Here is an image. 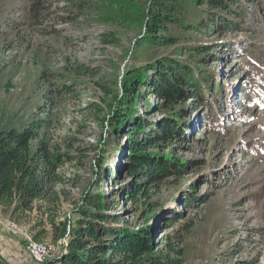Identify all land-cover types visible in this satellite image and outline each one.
Instances as JSON below:
<instances>
[{
    "label": "rangeland",
    "instance_id": "1",
    "mask_svg": "<svg viewBox=\"0 0 264 264\" xmlns=\"http://www.w3.org/2000/svg\"><path fill=\"white\" fill-rule=\"evenodd\" d=\"M32 1L0 0V132L44 122L32 150L43 144L61 156L62 181L54 205L37 201L19 220L0 211V264H37L27 250L35 241L51 246L44 264H60L74 231L85 228L88 199L104 206L97 212L109 217L107 228L150 224L155 254L166 255L172 241L183 248L184 264H264V58L249 53L264 44L256 2L232 6L235 15L220 9L236 22L246 19L248 29L203 34L178 26V43L158 47L145 40L154 0H81L85 11L71 0H45V15L36 18ZM172 3L190 26L208 18L195 0ZM203 45L211 52L189 49ZM166 57L199 60L222 95L215 102L191 95L175 106L183 110L185 136L148 152L156 160L177 157L187 170L151 183L129 171V121L146 120L148 132L149 122L159 127L175 113L151 90L156 72H144ZM140 80L146 82L136 93ZM217 108L214 125L208 117ZM123 113L127 127L116 125ZM139 184L142 194L130 197Z\"/></svg>",
    "mask_w": 264,
    "mask_h": 264
},
{
    "label": "trees",
    "instance_id": "2",
    "mask_svg": "<svg viewBox=\"0 0 264 264\" xmlns=\"http://www.w3.org/2000/svg\"><path fill=\"white\" fill-rule=\"evenodd\" d=\"M172 1L174 0H154L146 23L145 40L149 44L158 47L176 45L179 39L173 36V31L178 26L183 30L197 29L203 34L207 29L214 32L219 27L235 29L239 26L242 29H248L246 19L236 22L222 11L229 9L235 15L236 11L232 6H240L241 3L249 4L251 1H255L258 8L255 19L264 21V15H262L264 0H195L197 5L204 8L203 13L207 14L208 18L202 24L190 26L189 23L178 20L177 8ZM71 2L80 11H85L81 0H71ZM44 3H46L45 0L32 1V17L45 15L42 10L45 9ZM189 49L198 50L199 53H209L212 47L203 45L189 47ZM249 53L256 59L264 58V44L250 48ZM190 63L166 57L144 70V72L147 70L156 72L157 78L150 83L151 90L167 103L169 110H175V113L173 112V115L159 126L160 128L149 122L151 130L148 132L144 131L146 120H141L136 115L130 119L128 168L131 175L137 179L144 177L154 183L161 178L181 176L187 170L185 162L173 156L159 157L156 160L154 154L148 152L149 149L152 146H171L174 140H181L185 136L187 129L183 124V110H176L175 106L187 96H197L199 102L206 101L209 95H212L214 102L221 99L219 96L222 95V90L218 85L211 83L210 74L206 73L208 70L199 65V60ZM248 67L253 73H257L255 65L248 62ZM259 73L261 75V72ZM197 74H201L203 78L199 79ZM134 75L135 73H132L128 78ZM143 82L146 81L135 82L132 89L137 93ZM201 87L205 89H200ZM62 90L69 91L68 88ZM127 117L126 113L118 116L116 125L122 124V127H127L123 123ZM208 118L214 125H219L218 108L212 111ZM44 126V122L37 121L23 132L18 130L0 132V211L10 213L15 220L33 211V205L37 201L54 205L59 200L55 187L62 181L58 176V170L63 164L61 156L51 155L48 147L43 144L39 146L37 152L32 150V142L41 138L40 131ZM140 133L142 138L138 139ZM128 194L132 198L142 194L140 184L132 188ZM102 209L104 206L99 200L88 199L87 204L81 209L85 217V228L74 231L75 239L71 242L68 253L58 261L60 264H184L183 248L175 247L172 241L169 242V252L166 255L155 254L157 247L153 243V229L150 224L141 226L137 230L107 228L103 222L109 217L97 212ZM169 225H174V222ZM35 240H40V237H35Z\"/></svg>",
    "mask_w": 264,
    "mask_h": 264
},
{
    "label": "bare ground",
    "instance_id": "3",
    "mask_svg": "<svg viewBox=\"0 0 264 264\" xmlns=\"http://www.w3.org/2000/svg\"><path fill=\"white\" fill-rule=\"evenodd\" d=\"M9 225L13 226L10 222ZM27 250L35 258V262L37 261V264H44L46 262V258L50 254L51 246L50 244L35 241V243H31L27 247Z\"/></svg>",
    "mask_w": 264,
    "mask_h": 264
},
{
    "label": "built area",
    "instance_id": "4",
    "mask_svg": "<svg viewBox=\"0 0 264 264\" xmlns=\"http://www.w3.org/2000/svg\"><path fill=\"white\" fill-rule=\"evenodd\" d=\"M32 261V260H31ZM32 264H34V261H32Z\"/></svg>",
    "mask_w": 264,
    "mask_h": 264
}]
</instances>
